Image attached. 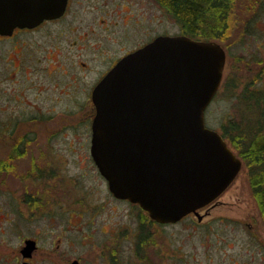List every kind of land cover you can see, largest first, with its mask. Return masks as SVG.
I'll return each instance as SVG.
<instances>
[{"label": "rangeland", "instance_id": "rangeland-1", "mask_svg": "<svg viewBox=\"0 0 264 264\" xmlns=\"http://www.w3.org/2000/svg\"><path fill=\"white\" fill-rule=\"evenodd\" d=\"M234 7L229 36L222 41L215 39L226 50V62L221 85L205 111V124L220 132L221 123L236 112L237 105L225 82H239L237 91L249 83L252 89L253 81L259 86L256 74L260 71L264 75V0H236ZM165 12L161 18L150 2L146 18L151 35L159 31L182 33ZM40 32L44 29L39 34L18 33L0 40V125L6 130L0 136V264H17L22 235L38 239L35 264H71L72 259H78L79 264H195L191 262L197 256L190 255L196 254L194 244L201 251L205 234L211 239L244 235L245 242H234V250L239 251L249 249L251 240H256L264 263V216L252 194L244 161L219 197L225 202L200 221L198 216L188 215L173 224L150 223L137 205L110 193L89 154V104L84 86L118 51H108L91 61L98 66L88 73L87 80L77 76L51 78L46 73L56 66L51 58L57 50L43 42ZM128 37L126 48H132L138 42L137 32H129ZM22 52L25 59L19 63L17 55ZM96 53L88 52L87 58ZM30 64L37 69L25 74L21 68L26 65L29 69ZM21 137L27 141L17 147ZM15 148L19 151L16 154ZM51 209H61L62 220L57 213L50 215ZM199 214L204 215L202 211ZM206 217L212 221L210 226ZM142 233H146L144 237Z\"/></svg>", "mask_w": 264, "mask_h": 264}, {"label": "water", "instance_id": "water-1", "mask_svg": "<svg viewBox=\"0 0 264 264\" xmlns=\"http://www.w3.org/2000/svg\"><path fill=\"white\" fill-rule=\"evenodd\" d=\"M66 1L0 0V35L59 16ZM225 62L215 39L161 34L121 57L92 90L90 156L110 193L150 220L200 218L197 210L243 165L222 133L205 124Z\"/></svg>", "mask_w": 264, "mask_h": 264}, {"label": "flooded vegetation", "instance_id": "flooded-vegetation-1", "mask_svg": "<svg viewBox=\"0 0 264 264\" xmlns=\"http://www.w3.org/2000/svg\"><path fill=\"white\" fill-rule=\"evenodd\" d=\"M150 2L154 9L159 11V16L164 18L166 14L165 8H161V5H157L151 0H109V2L104 0H67L64 11L59 16L51 19H44L39 24L31 28L16 27L13 29L11 34L0 35V40L11 39L18 33L36 32L39 34V31L44 29V32H40V34H42L44 37L43 42L45 44L49 43L53 50H57L56 57L51 58L52 64L55 63L56 66H52L51 69L46 73L51 78H71L77 76L80 79H82V77H86L87 80L88 73L92 70H95L98 66L96 63L91 61L96 60L97 57H102L104 54H107L108 51H118L113 54L114 56H110L111 58L109 57V54L107 55V58H110L108 63L100 72H98V74L90 83H88L87 86L86 81L84 80V91L86 90L84 98L89 104V120L87 127L89 126L91 134V121L95 112L91 96L92 90L98 81L116 64V62L121 57L148 43L155 36L167 34L165 31H159L151 35L149 29V19L146 18L147 11L150 9ZM109 3L113 5H109ZM76 4H79V7H77ZM88 13L91 14L90 17H88ZM129 32H137L138 42L132 48H126L129 44ZM38 48L40 47L38 46L37 49ZM95 51H97L95 57L87 58L89 55L88 52L94 53ZM22 59H25L23 52L20 53V55H17V60L19 63ZM34 60V64L37 66L38 59L36 58ZM75 67H77L78 70H76ZM21 69L25 74H27L32 69L35 71L37 68L31 66L30 64L29 69H26V65H23ZM63 84L64 87H66V83ZM36 113L38 114V112ZM35 117L38 118V115H35ZM219 197L220 196H218L211 203L202 206L197 210L198 213L202 211L204 214L202 217H200V219H198V221H200L204 216H209L211 209L217 204H223L225 202L219 200ZM67 207L68 209H66L70 214V207ZM55 213H57L58 216H56L62 220L64 215L62 214L61 209H51L49 212V214L52 216ZM188 215L195 214L189 213L186 216ZM184 217L176 222L181 221ZM206 218V223L208 226H210L212 221L209 219L210 217ZM173 223L159 224L165 225ZM143 228L145 229V226H143ZM145 234L146 233L143 234V237ZM231 237L232 238L228 239L226 235H220L216 239H211L209 238V234H205L200 243L201 251L198 250L199 246L194 244L196 254H191L190 256H197V258L195 262L192 261L191 263L264 264L262 261V256L259 254L260 252L263 253V251L260 250L261 244L260 247H258L256 240H251L249 249L245 248L243 251L234 250V242H238V240L245 242L246 238L244 235H231ZM28 240H30L32 243V247L30 249L27 243ZM37 240L38 239L33 236L22 235L20 237L17 253L19 257L16 255L17 264H35L34 258L39 253V245ZM247 244L249 245V240ZM71 264H79V260L72 259ZM161 264H164V262Z\"/></svg>", "mask_w": 264, "mask_h": 264}, {"label": "trees", "instance_id": "trees-1", "mask_svg": "<svg viewBox=\"0 0 264 264\" xmlns=\"http://www.w3.org/2000/svg\"><path fill=\"white\" fill-rule=\"evenodd\" d=\"M156 1L178 23L182 33L193 37L222 41L227 39L234 26L236 0ZM256 75L259 86L255 87L253 81L252 85L255 88L252 89L249 88V83L237 91L235 86L239 82L235 85L228 81L225 82V89L237 99L235 106L237 113L233 112L231 116H228L221 123L220 128L230 147L248 167L250 188L259 206V211L264 216V75L262 76L260 71ZM1 126L0 136L6 131ZM4 127L8 128L5 124ZM14 128L12 132L15 131ZM26 141V137H21L17 142V147H21ZM17 152H19L18 148H15L13 153ZM147 220L152 222L149 218L145 221Z\"/></svg>", "mask_w": 264, "mask_h": 264}]
</instances>
